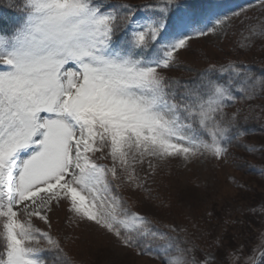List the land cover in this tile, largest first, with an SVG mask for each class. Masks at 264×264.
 <instances>
[{
    "label": "snow or ice",
    "instance_id": "snow-or-ice-1",
    "mask_svg": "<svg viewBox=\"0 0 264 264\" xmlns=\"http://www.w3.org/2000/svg\"><path fill=\"white\" fill-rule=\"evenodd\" d=\"M141 10L148 15L137 17ZM20 11L19 24L0 31V264H49L46 252L71 264L60 240L33 223L50 228L62 204L72 223L92 222L163 264H219L211 253L198 260L195 245L133 211L120 190L151 199L154 161L226 159L232 141L250 134L242 110L226 109L264 97V72L236 60L210 63L195 81L162 70L194 38L227 35L237 20V46L259 39L264 48V17L250 24L246 9L198 13L184 0H21Z\"/></svg>",
    "mask_w": 264,
    "mask_h": 264
},
{
    "label": "rangeland",
    "instance_id": "rangeland-1",
    "mask_svg": "<svg viewBox=\"0 0 264 264\" xmlns=\"http://www.w3.org/2000/svg\"><path fill=\"white\" fill-rule=\"evenodd\" d=\"M5 1L12 3L16 0ZM191 1L193 0H184ZM194 1L205 3L206 9L198 13H207L209 10L224 13L246 9L247 16L253 18L246 21L250 24H254L256 18L264 17V8L254 6L253 0ZM110 2L139 7L151 5L154 0ZM146 15L148 13L143 10L137 12V17ZM243 15L242 13L241 18ZM242 27L237 20L233 22V28L227 35L194 38L187 49L176 54L174 66L162 70L163 74L166 77L191 81L193 75L188 71L201 72L210 63L223 64L228 60H236L247 65H264L261 41L256 40L248 50L237 46L241 40ZM13 28L11 26L8 33ZM249 105L259 106L250 116L258 117L259 122L264 124V112L260 110L264 108V97L242 101L226 111L231 114L239 108L242 115H249ZM237 141L241 149L230 151L228 148L226 159L201 156L189 161L179 157L167 162L154 161L158 163L157 171L146 185L151 190V199L147 198L146 193H139L140 190L127 186L123 187L125 192L120 191L121 195L125 199L132 198L135 210L162 224L175 222L181 227L189 224L195 232L191 241L196 246L195 251L199 250L198 256L194 254L198 260L206 253H211L218 262L224 257L223 264H252L251 258L255 260L258 250L264 247V134L242 136ZM249 148L254 150L249 151ZM107 162L110 164V161ZM152 198H157L156 202ZM244 209L249 212L243 211ZM71 217L67 205L62 204L49 213L50 228L38 218H33V223L60 240L66 256H73L80 264H163L146 255H138L96 224L89 221L74 224ZM163 230L167 232L166 226H163ZM218 238L219 248L216 246Z\"/></svg>",
    "mask_w": 264,
    "mask_h": 264
},
{
    "label": "trees",
    "instance_id": "trees-1",
    "mask_svg": "<svg viewBox=\"0 0 264 264\" xmlns=\"http://www.w3.org/2000/svg\"><path fill=\"white\" fill-rule=\"evenodd\" d=\"M20 1L21 0H16L15 2H12L13 3L12 4V3H9V2H7L5 0H0V30L2 32L7 33L9 31V29H10L11 26H14L15 27L21 21V19L23 17V12L20 11V5H21ZM257 40L260 41L259 39H257ZM263 62H264V60H263ZM249 66L251 67V70L254 73H256V74H260L261 72H264V65L261 66V65L255 63V64H251ZM188 72H191L192 75H193L191 81H193L194 79H196L198 73H200V72H198L196 70H191V71H188ZM244 116L245 115H242L241 114L240 117H239L240 122H241L240 123V126L245 131H247L248 133H250V134H247V135H244V136L248 137L249 135H251V136H257L259 134H264V124L260 123L258 119L253 118L255 116H250L249 120L247 122H244ZM237 140H233L232 143L228 146V148H229L230 151L231 150H239V149H241L240 148V143ZM100 163H108L109 164V162H107V160H104V162H100ZM120 191L121 192H125L124 189H123V187L121 188ZM121 192H120V194H121ZM139 193H144V192L139 191ZM131 199L130 198L129 199L127 198V200H129L130 203H133V201ZM156 199L157 198H152L153 201H155ZM133 211H137V210H135L133 208ZM243 211L249 212L248 209H244ZM142 214H144V213H142ZM243 215L245 216V214H243ZM149 217L155 222L156 227L160 228L162 231H164L163 230V226H166L167 232L169 230V227L175 228V232L174 233L169 232V235L176 236V238L178 240H180V241H185V240L188 241V244L185 245V246L191 247L193 245L191 239H192V237L195 236V234H194L195 232L192 230V228L189 226V224H186V226H183V227L179 226L175 222H170V223L162 224L161 222H158L156 219L152 218L151 216H149ZM198 240H199V238H198ZM228 242H230V241H228ZM231 245H227V246L229 247ZM129 249H131L133 252H135V253L138 254V252H137L136 249H133V248H129ZM262 249L258 250V254H259V252ZM198 253H199V250H196V251L194 250V252H193V254H195L197 256L199 255ZM262 254H264V251H263ZM262 254L258 257L256 264H264V259H262ZM138 255H140V254H138ZM44 256L47 257V259L49 260V264H51L50 262L53 263V257H54V254L53 253L46 252V253H44ZM146 256H148L151 260H153V261H155L157 263H163L161 259L155 258L152 255H146ZM257 256L258 255L256 253V257ZM67 258H69V257H67ZM69 259L71 260V264H80L78 261H76V259L73 256H72V258H69ZM223 261H224V257H223V260L222 259L219 260V263L220 264H223Z\"/></svg>",
    "mask_w": 264,
    "mask_h": 264
}]
</instances>
